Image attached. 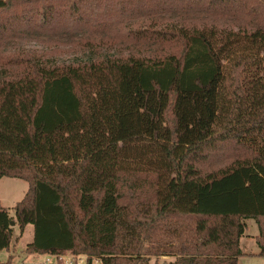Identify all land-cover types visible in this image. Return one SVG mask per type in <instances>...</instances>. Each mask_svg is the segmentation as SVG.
<instances>
[{
  "label": "trees",
  "instance_id": "trees-1",
  "mask_svg": "<svg viewBox=\"0 0 264 264\" xmlns=\"http://www.w3.org/2000/svg\"><path fill=\"white\" fill-rule=\"evenodd\" d=\"M1 40L0 251L239 264L254 219L264 256V0H0Z\"/></svg>",
  "mask_w": 264,
  "mask_h": 264
},
{
  "label": "rangeland",
  "instance_id": "rangeland-1",
  "mask_svg": "<svg viewBox=\"0 0 264 264\" xmlns=\"http://www.w3.org/2000/svg\"><path fill=\"white\" fill-rule=\"evenodd\" d=\"M6 42L7 41L5 40L0 41V63L3 62L4 57L8 58L11 55L12 50H14L11 49L9 47V44H6ZM18 45L38 50L47 49L51 51V57H55L53 59L56 62H61L62 60L68 61L75 57V55L73 56L69 54L56 56L55 51L59 54V52L63 49L66 50V47L64 45H58V47L56 48V46L53 44L48 45V48H46L43 44H41V42H38L36 40H23L19 42ZM0 71H5V69L0 68ZM229 151V149H226L222 156L209 159V161L200 164L202 172H223L236 160V157ZM28 186V182L23 179L7 176L0 178V203L2 206L9 209L11 215H15L14 207L17 202H19L24 197L25 193L27 192ZM258 228L259 227L254 219L247 220V228L244 236L241 239V247L243 251L248 254L239 257V264H264V256L257 254L260 251V248L256 242V237L259 234ZM33 239V225H28L26 230L21 233L19 226L15 223L14 238L11 249L0 251V261H6L9 255L14 254L13 263L15 264H42L46 255L43 257L42 254H29L26 251V245L32 242ZM62 255L66 256L65 259L72 258L74 264L88 263V257L84 254H73L71 252H65ZM164 259H170V257H153L150 261V264H162ZM57 263L64 264V261L59 260ZM93 264H101V262L97 259H93Z\"/></svg>",
  "mask_w": 264,
  "mask_h": 264
},
{
  "label": "built area",
  "instance_id": "built-area-1",
  "mask_svg": "<svg viewBox=\"0 0 264 264\" xmlns=\"http://www.w3.org/2000/svg\"><path fill=\"white\" fill-rule=\"evenodd\" d=\"M65 255H52V254H47L44 258V261L42 264H53L57 263L59 260H63L64 264H74V261L72 258L65 259Z\"/></svg>",
  "mask_w": 264,
  "mask_h": 264
},
{
  "label": "crops",
  "instance_id": "crops-1",
  "mask_svg": "<svg viewBox=\"0 0 264 264\" xmlns=\"http://www.w3.org/2000/svg\"><path fill=\"white\" fill-rule=\"evenodd\" d=\"M26 228H27V227H26ZM12 255H14V254H12ZM10 256H11V255H9V257H10ZM42 256L44 257V256H45V254H42ZM9 257H8V258H9Z\"/></svg>",
  "mask_w": 264,
  "mask_h": 264
},
{
  "label": "water",
  "instance_id": "water-1",
  "mask_svg": "<svg viewBox=\"0 0 264 264\" xmlns=\"http://www.w3.org/2000/svg\"><path fill=\"white\" fill-rule=\"evenodd\" d=\"M14 224H15V222L14 221H12V225L14 226Z\"/></svg>",
  "mask_w": 264,
  "mask_h": 264
}]
</instances>
